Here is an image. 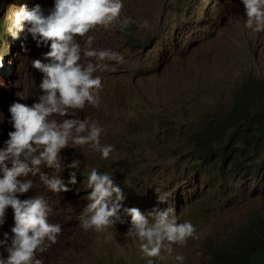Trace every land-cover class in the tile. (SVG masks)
<instances>
[{"label": "clouds", "instance_id": "obj_1", "mask_svg": "<svg viewBox=\"0 0 264 264\" xmlns=\"http://www.w3.org/2000/svg\"><path fill=\"white\" fill-rule=\"evenodd\" d=\"M205 4L206 0H147L139 19L124 17L119 24L125 0H0V32L4 29L2 21L10 22L13 37L21 34L25 38L26 60L39 80L36 92H31L28 85L26 97L4 103L8 129L4 137L0 132V143L4 144L0 149V264H45L46 260L65 257L68 230L54 218L51 197L33 193L32 180H25L29 174L40 175L49 191L74 198L77 171L61 179L59 175L46 174L43 167L55 172L63 170L65 152L77 146L88 145L105 160L114 151L112 144L101 143L104 129L98 122L69 113L88 105L98 107L104 81L94 73L108 70L105 61L124 62L123 55L116 51L92 49L95 37L90 33L100 27L118 26L124 52L156 56L165 70L180 78L236 50L242 41L264 37V0H208L210 12L191 7L204 8ZM86 38L82 50L77 40ZM82 53L90 58L87 64L82 62ZM7 56H0V76L9 69ZM258 59L262 60V55ZM250 93L255 99L246 104L248 117L256 125L264 124L261 76L251 79L234 95L227 112L201 124L195 132L190 160L204 163L197 156V137L207 125H228ZM80 165L77 159L67 167L78 170ZM82 174L87 182L88 203L80 215V226L85 231L108 233L105 240H111L109 229L127 226V237L139 239L141 253L129 240L117 242V247L126 252L129 260L125 258L131 264H173L175 260L182 264L184 256L175 255L173 247L195 237L190 221L179 222L172 206L143 210L132 201L122 209L125 197L114 183L115 174L98 167L90 171L85 168ZM43 185L40 190H44ZM258 196L264 198L262 191ZM158 203L166 204V198L159 196ZM234 228L225 239L232 236ZM211 236L200 234L206 241ZM223 240L210 243L211 251L204 264H232L212 249L213 244ZM113 248L109 246L107 250ZM165 252L171 256L170 261L163 257Z\"/></svg>", "mask_w": 264, "mask_h": 264}, {"label": "rangeland", "instance_id": "obj_2", "mask_svg": "<svg viewBox=\"0 0 264 264\" xmlns=\"http://www.w3.org/2000/svg\"><path fill=\"white\" fill-rule=\"evenodd\" d=\"M146 1L125 0L118 23L121 24L124 17L139 19ZM191 7L209 11L207 4L205 9ZM11 25L2 21L4 29L0 32V56L8 54L9 66L7 74L0 76V132L3 137L8 129L4 103L26 97L28 85L31 92H36L39 84L26 60L25 48L28 50V46L24 43L27 41L21 34L14 38L9 31ZM90 36L95 37L90 46L92 49L116 51L123 55L124 62L105 61L108 70L94 73L104 81L98 107L88 105L83 110H70L69 113L81 120L87 118L98 122L104 129L101 143L112 144L114 151L105 160L90 146H77L65 152L63 170L55 172V169L43 167L46 174L59 175L61 179L77 171L74 198L49 191L40 175L29 174L25 179L32 180L34 194L46 193L51 197L54 218L61 221L69 233L64 241L65 257L46 260L45 264H131L126 252L117 247L121 240L131 241L134 249L141 253L139 239L127 237L130 229L127 226L109 229L111 240H105L108 233L85 231L80 226V215L88 203L85 199L87 182L82 173L85 168L90 171L93 167L115 174L112 176L114 183L125 197L122 209L132 201L143 210L174 207L179 222L190 221L194 225L195 237L184 245H175L173 253L184 256L182 264H204L211 251L210 243L225 239L227 233L250 213L264 210V198L254 194L259 178L253 175L251 168L245 175H234L205 169L199 164L195 167L190 161L195 132L201 124L227 112L237 92L251 79L264 76V37L259 35L242 41L236 50L212 59L180 78L165 70L156 56L124 52L118 26L97 28ZM86 40H77L82 50ZM259 55L262 60H258ZM89 59L82 53L84 64ZM2 65L0 61V70ZM14 72L15 80L12 79ZM3 146L0 143V149ZM256 158L254 153L250 159H245L248 167ZM77 159L81 161L78 170L67 167ZM40 185L45 187L44 190L39 189ZM159 196L165 197L167 203H158ZM217 213L226 217L223 219L224 215ZM200 234L212 236L206 241ZM109 246L114 248L107 250ZM163 257L171 260L166 252ZM41 259L45 256L41 255ZM173 264L178 262L175 260Z\"/></svg>", "mask_w": 264, "mask_h": 264}, {"label": "trees", "instance_id": "obj_3", "mask_svg": "<svg viewBox=\"0 0 264 264\" xmlns=\"http://www.w3.org/2000/svg\"><path fill=\"white\" fill-rule=\"evenodd\" d=\"M250 93L240 103V110L224 126L207 125L196 139L197 156L204 163L192 158L191 165L234 175L247 174L248 168L258 177L254 194L264 196V124L256 125L248 116L247 102H254ZM257 156L249 167L245 159ZM223 261L232 264H264V210L252 212L232 231V236L212 246ZM232 256V257H230Z\"/></svg>", "mask_w": 264, "mask_h": 264}, {"label": "bare ground", "instance_id": "obj_4", "mask_svg": "<svg viewBox=\"0 0 264 264\" xmlns=\"http://www.w3.org/2000/svg\"><path fill=\"white\" fill-rule=\"evenodd\" d=\"M206 4H207L208 9H209L208 0L206 1ZM209 12H210V11H209ZM258 60H261V59H258ZM4 65L6 66V62L4 63ZM2 70H3V69H1L0 71H2ZM15 78H16V74H15V72H14L13 75H12V79L15 80Z\"/></svg>", "mask_w": 264, "mask_h": 264}]
</instances>
